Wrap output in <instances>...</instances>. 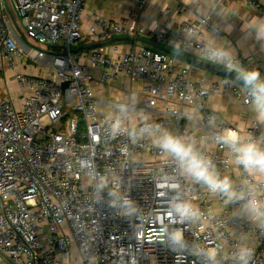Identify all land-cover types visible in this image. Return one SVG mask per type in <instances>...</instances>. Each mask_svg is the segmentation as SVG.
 Listing matches in <instances>:
<instances>
[{
	"label": "built area",
	"instance_id": "built-area-1",
	"mask_svg": "<svg viewBox=\"0 0 264 264\" xmlns=\"http://www.w3.org/2000/svg\"><path fill=\"white\" fill-rule=\"evenodd\" d=\"M246 1L260 8L257 0ZM86 2L0 0V264H203L196 249L221 241L230 249L240 234L254 248L251 264H264V229L236 216V205L225 207L202 186L184 181L147 137L133 143L112 132L120 107L101 115L94 69L102 83L118 77L142 81L147 100L134 106L136 113L127 106L129 112L136 117L153 112L148 123L198 140L238 128L211 111L208 98L223 91L249 106L241 83L230 76L209 84L193 80L189 66L145 44L117 59L104 45L92 48L89 63H83L88 56L76 49L85 38ZM169 22L167 17L147 38L168 41ZM204 29L219 33L208 20H187L182 31L195 38L175 42L182 52L213 63L204 55ZM141 32L100 16L88 27L96 43ZM236 58L264 76L254 57ZM28 65L42 66L45 73H31ZM247 130L264 137L254 118ZM203 150L221 172L228 169L225 149L209 142ZM192 197L211 217L206 228L181 221L173 210L178 200ZM127 201L134 205L131 214ZM173 231L183 233V248L169 244ZM224 264L233 262L225 258Z\"/></svg>",
	"mask_w": 264,
	"mask_h": 264
},
{
	"label": "clouds",
	"instance_id": "clouds-1",
	"mask_svg": "<svg viewBox=\"0 0 264 264\" xmlns=\"http://www.w3.org/2000/svg\"><path fill=\"white\" fill-rule=\"evenodd\" d=\"M244 27L256 41L264 43V18L253 17ZM203 51L207 59L221 65L229 75L235 74L247 94L249 110L255 121L264 125V76L261 72L243 66L233 50L223 47L213 36L205 40ZM118 116L112 125L115 135L126 134L133 143L147 137L166 158L175 163L184 181L202 186L225 207L236 205V216L264 229V137L255 136L243 125L242 128L220 129L198 140L195 136L177 134L158 123L150 124L145 117L131 114L125 105L118 109ZM135 119L141 120L142 127L132 126ZM189 119L192 117L189 116ZM209 142L226 150L225 164L228 169L224 172L205 154L203 149ZM234 176L236 179H233ZM103 183L101 180L98 184V191ZM194 200L195 197L180 199L173 210L181 221H191L206 228L211 217ZM126 208L129 214L134 211L130 201L126 202ZM167 239L175 248L185 246L181 232L168 233ZM196 254L203 264H224L225 258L231 259L233 264H251L254 248L247 234H240L230 249L227 241H221L215 246L196 249Z\"/></svg>",
	"mask_w": 264,
	"mask_h": 264
},
{
	"label": "crops",
	"instance_id": "crops-1",
	"mask_svg": "<svg viewBox=\"0 0 264 264\" xmlns=\"http://www.w3.org/2000/svg\"><path fill=\"white\" fill-rule=\"evenodd\" d=\"M257 2L260 4V8L254 7L246 0H87L81 24V30L85 38L76 51L87 55L88 57L81 59V61L89 63L92 48L80 49V47L96 44L94 40L88 37V27L95 16L119 21L129 29L139 28L142 30V34L138 36L128 34L127 36L147 40L151 39L147 38L146 35L149 32L159 30L169 17L170 22L167 24L170 33L169 40L166 42L156 41L155 39L151 41L178 53L181 57L168 54L178 60V66L190 67L191 72L189 75L191 79L204 80L206 84H209L212 80L228 75H224L216 67H204L187 61L186 58H191L200 63H208L199 55L182 52L175 42L176 37L195 38L194 35L182 31V24L185 21L208 20L219 30V33L204 29L200 35L204 42L209 36H213L223 47L233 50L235 55L254 57V60L264 70V43L256 41L253 34L245 30L244 27L253 17L264 18V0H257ZM141 3H143L142 7L139 6ZM136 39L114 42L104 45V48L111 54L113 59H117L122 54L137 49L144 44L158 49L153 44ZM25 70L35 74L45 73L42 66L28 65ZM47 72L51 73L50 70ZM100 73L99 69H94L96 78L94 93L101 101L99 104L101 115H112L121 105L128 106L136 113L134 106L147 100L142 81L118 77L111 84H107L100 81ZM208 107L238 128H242L243 125L248 127L251 119L254 118L249 106H244L240 100L228 92L219 91L211 95L208 98ZM141 116L148 120L156 115L153 112H144ZM139 121L141 120L135 119L132 124L135 125ZM194 127V124L190 125V128ZM261 127L264 130V125H261Z\"/></svg>",
	"mask_w": 264,
	"mask_h": 264
},
{
	"label": "water",
	"instance_id": "water-1",
	"mask_svg": "<svg viewBox=\"0 0 264 264\" xmlns=\"http://www.w3.org/2000/svg\"><path fill=\"white\" fill-rule=\"evenodd\" d=\"M9 12H10V14H11V17H12V20H13V23H14V25H15V27H16L17 32H18L21 36L25 37V36L23 35V33H22V31H21V29H20V27H19L17 21H16V18L14 17V15H13V13L11 12L10 9H9ZM135 39H136V38H134V37H128V36H125V37H116V38L111 39V40H109V41H107V42H104V43H96V44H92V45H89V46H83V47H80V49L96 48V47H99V46H102V45H107V44H111V43L118 42V41H123V40H135ZM136 40H141V41H143V42L153 44L155 47H157L158 49H160V50H162V51H165V52H167V53H169V54H171V55H173V56H175V57H181L178 53L173 52V51H171V50L165 48L164 46H162V45H160V44H158V43H156V42H153V41H151V40H147V39H136ZM76 50H78V49H76ZM186 60L189 61V62H191V63H193V64L201 65V66H204V67H209V66H211V67H213V68L216 67V68H218V69L221 71V73H223L224 75H228V76H230V77L235 78V74L229 75V74H228L225 70H223V68L220 67V66L213 65V64H209V63H200V62L195 61L194 59H191V58H186ZM67 85H68V83H64V84H63V87L65 88V87H67Z\"/></svg>",
	"mask_w": 264,
	"mask_h": 264
},
{
	"label": "rangeland",
	"instance_id": "rangeland-1",
	"mask_svg": "<svg viewBox=\"0 0 264 264\" xmlns=\"http://www.w3.org/2000/svg\"><path fill=\"white\" fill-rule=\"evenodd\" d=\"M35 46H37V45H35ZM209 64H213V63H209Z\"/></svg>",
	"mask_w": 264,
	"mask_h": 264
}]
</instances>
